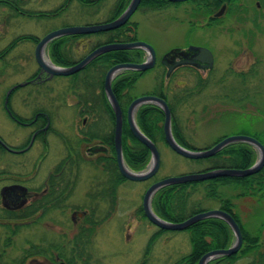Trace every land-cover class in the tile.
<instances>
[{
	"label": "rangeland",
	"instance_id": "374dc122",
	"mask_svg": "<svg viewBox=\"0 0 264 264\" xmlns=\"http://www.w3.org/2000/svg\"><path fill=\"white\" fill-rule=\"evenodd\" d=\"M240 1L243 6L250 4L261 16L262 20H259V26H256L261 30L257 32L253 26L252 33L254 31L257 34L253 33L252 37L250 33H243L251 29L250 25L244 21L235 24L228 17L222 18L217 29L199 30L196 34L188 36V29H196V24L202 20L188 15L192 7L189 2L166 4L164 8L159 9L139 6L129 17L130 22L136 23L135 38L151 45L156 53L155 58L158 59L156 67L144 71L137 78V82L130 89V94L136 97L151 94L157 90L160 80L165 81L162 89L171 102L174 118L177 119L180 126L178 129L185 141L183 146L187 149L202 150L212 147L222 137L233 135L253 137L255 133L264 144V0ZM255 1L260 2L257 8ZM64 2V0H0V52L22 34H32L41 39L49 31L65 26L106 22L113 15L117 0H99L91 5L76 0ZM16 6L26 11L18 13L13 8ZM249 38H252L251 43ZM94 39L95 37L80 38L73 42L71 44L74 50L73 60L85 55L86 47L80 46V43H83V40L90 43ZM198 40L206 43L214 52L212 68L197 72L194 68L181 67L166 78V68L160 65L162 64L160 56L173 48L197 44ZM14 44L15 46L5 54L4 60L0 61V138L4 143L16 146L26 143L31 129L16 125L8 116L3 107L4 95L11 86L23 83L33 75L38 64H35L33 54L35 43L17 41ZM146 56L144 55L143 59ZM46 57L50 60L47 53ZM198 76L204 79L201 87L197 84ZM183 80H187V84L177 86ZM68 81L66 77L55 76L45 84L52 88L50 93L55 97L70 85ZM39 90L36 83L17 88L7 104L13 114L23 116L24 119L31 117L38 107L35 93ZM64 98L60 103L61 119H57L52 125L64 135L67 142L68 133L76 131L77 135L80 132L83 116L74 113V117L71 118L72 108L67 107L66 103L74 107L77 99L74 96L68 98L67 95ZM172 128L176 131V127ZM62 142L64 143L63 139ZM63 143L61 144L58 138L56 140L55 137H51L47 149L43 150L36 140L23 156L0 150V174L4 177H27L32 180L29 181L31 187L41 185L46 175L53 170V166L68 154ZM157 146L160 166L151 179L142 182L127 179L121 182L116 187L112 207L110 197L102 201L96 200V205L100 209L96 210L92 217L96 220L102 219L105 214L107 217L95 226L92 242L85 251L88 254L75 256L74 259H78L75 264H173L183 255H187L190 250L189 233L184 230L159 232V227L141 214L143 192L154 179L162 180L165 177L203 172L211 163L204 158L191 160L181 156L170 150L164 142H159ZM255 151L257 160L259 151L257 149ZM87 156H90V159L86 165L79 162L69 171L75 174L76 184L62 209L50 213L36 212L30 220L25 218L22 221H7L4 219L5 211L0 206V253L4 252L3 259L21 257V250L30 248L32 243L44 245L50 250L63 242L70 247L72 236L77 232L76 225L80 223L83 215L88 214V212L83 214V210L91 207V200L86 194L91 190H98L97 184L105 176L100 165L90 164L97 156L92 154ZM4 183L7 184L6 181H1L0 187ZM202 189L199 186L191 193L188 204L194 206L199 202V207L204 211L219 209V202L207 199ZM224 193L231 195V190L225 189ZM233 202L235 206L232 210L237 213L246 230L258 233L257 228L264 223V193H259L256 197H236L233 198ZM72 214H75L73 215L75 222L71 218ZM5 225L10 228L19 226L17 234L13 235L9 244L3 242L5 238L10 237ZM260 233L264 248V228ZM152 237L154 240L149 243ZM53 252V256L50 253L47 255L34 253L24 259L25 264H53L50 258L59 264L62 259L56 255L55 250ZM242 263L243 259H240L237 264Z\"/></svg>",
	"mask_w": 264,
	"mask_h": 264
},
{
	"label": "trees",
	"instance_id": "16d2710c",
	"mask_svg": "<svg viewBox=\"0 0 264 264\" xmlns=\"http://www.w3.org/2000/svg\"><path fill=\"white\" fill-rule=\"evenodd\" d=\"M83 1V0H80ZM129 0H117L114 6L113 15L109 18L108 21L113 20L114 17L118 16L127 5ZM212 0H196L194 11L198 12L201 10V7L204 8V14H208L212 11L213 8H216L218 4L212 3ZM166 4H170L167 0H141L139 6H145L148 8H164ZM18 13H23L24 9L13 7ZM213 19V18H211ZM136 23L130 22L129 20L123 24V26L116 27L114 29L108 31H101L93 34H76V35H67L53 39L47 46L46 53L48 54L51 63H54L59 66H67L74 64L76 61L84 58L86 53L90 50H93L97 46L104 43H114V42H131L137 40L136 36ZM90 37H95L93 41L87 43L84 47H86L85 55L80 57L77 60H73V47L71 44L73 42H77V39H89ZM39 37L30 34H22L16 38H14L8 45L1 50L0 52V61L4 60L5 54L9 52V49L15 46V42L21 41H30L35 43L39 41ZM145 51L139 48L125 49V50H112L105 52L92 59V63L98 64H87L84 69H81L74 73V75H70L75 80V85L72 87V93L76 95L78 98L77 103L83 106V110L81 113H86L87 103H91V111L88 112L92 114L91 127L92 134L95 135L96 126L100 125L99 121L101 116L106 115V119L104 120L107 126V133L109 139L105 142L110 149V152L113 153V126H114V114L111 111V106L108 102H106V97L103 90V79L106 73V70L111 66H115L117 63H139L144 59ZM144 71H134V70H126L121 72L116 79L112 80V91L116 96V101L119 102L120 110L123 113V128L122 132V153L124 157V163L127 164L129 169L133 171H141L145 169L148 165V161L150 160V152L149 149L141 142H138L135 136L130 132L128 123L126 122V110L131 100L136 96H132L130 94V89L133 88L135 83L137 82V78L142 75ZM35 74V72H34ZM33 74V76H35ZM32 76V77H33ZM164 81L160 80L158 82V88L151 94L161 96V98L165 99V95L162 93ZM19 88L16 86L13 91L8 94V99L10 100L11 94ZM99 92V93H97ZM150 94V93H149ZM137 98V97H136ZM119 99V100H118ZM168 102V101H167ZM169 104V109H171V104ZM172 111V109H171ZM101 112V113H99ZM162 118H164L163 111L158 109V107L154 104H144L141 105L138 109H136L135 121L138 125L139 130L142 131L149 140L153 141L156 145L159 142H164L166 145V141H164V133L162 130ZM102 123V122H101ZM103 124V123H102ZM174 135V139L177 140L180 145H183L185 142L182 137L183 134L180 133L179 130L176 131L171 129ZM95 137V136H94ZM253 137L257 138L260 142H262L257 136L256 133L253 134ZM223 138V137H222ZM219 141V140H218ZM262 146H264L262 142ZM256 151L247 143H233L229 144L217 153H215L212 157H206L207 161L211 163V166L204 169H213V168H239L244 169L248 166L254 164L256 160ZM109 155L108 159H110L111 164L107 163L108 171L110 177L113 178L115 176V182L110 186L109 184L104 185L105 189L110 191V195L114 194L116 191V187L121 184V182L125 181L122 175L118 172L117 165L114 163V158ZM155 178V177H154ZM158 180L154 179L153 181ZM201 186L204 192V195L207 199L216 200L219 202V209L225 210L233 216V219L238 223L239 230L242 233V245L238 249V252L230 255V256H219L217 259L214 258L208 261V264H237L240 259H243L242 264H264V248H262L261 243V233L262 228H264V223L261 224L257 228L258 233L249 232L246 230V227L241 223L238 219L237 213H235L232 208H234L235 204L233 202V198L236 197H246V196H255L259 193H264V165L262 168L256 172L255 174L247 175L245 177H235L233 176H222L215 177L214 179H206L202 181H194L186 182L181 184H173L160 188L155 192L152 199V209L153 212L156 213L163 220H167L169 222H178L184 221L191 215H195V213L204 211L199 207V202L195 203L194 206L188 204V199L191 193L198 189ZM231 190V195H227L224 193V190ZM192 206V207H191ZM5 216L4 219L7 221H19L25 218L30 220L31 217L36 213L35 211H25V210H4ZM142 211V208H141ZM143 212V211H142ZM141 212V214H142ZM205 212V211H204ZM45 213V212H44ZM43 213V214H44ZM94 212L88 213L83 216L80 223L76 225L77 232L72 236L70 247L66 246L67 243L63 242L59 245H55L52 247L55 250L56 255L59 256L62 261L66 264H75L76 260L75 256H83L87 250V247L90 246L92 242V235L95 233L96 225L102 223V221L107 217L105 214L102 219L96 220L92 217ZM41 214V216H43ZM144 217L145 214H143ZM7 230L10 233L9 238H5L3 242L9 244L12 242L13 235L17 234L18 225H15L13 228H10L8 225ZM230 227L225 223V221L220 218L209 217L205 220H198L187 227L184 231L189 233V243L190 250L187 252V255H183L180 257L177 262H173V264H197V261L201 258V256L209 250L218 249V248H228L232 244V240L234 239L233 232L229 229ZM170 230H163L159 228V232H165ZM154 237L150 239L149 243H152ZM53 250H50L49 247H45L40 244H31L30 248H23L21 257H13L10 260H5L2 258L4 252L0 253V264H25L24 259L26 257L31 256L34 253H40V255H47L50 253L51 256L54 255ZM69 256V257H67ZM53 258H50L53 261V264H57Z\"/></svg>",
	"mask_w": 264,
	"mask_h": 264
},
{
	"label": "flooded vegetation",
	"instance_id": "af4514ba",
	"mask_svg": "<svg viewBox=\"0 0 264 264\" xmlns=\"http://www.w3.org/2000/svg\"><path fill=\"white\" fill-rule=\"evenodd\" d=\"M64 1L67 2L68 0H64ZM76 1L82 4L91 5L92 3H97V1L99 0H83V1L76 0ZM198 1H201V0H198ZM212 1H213L212 3L218 4V6L216 8H213L212 11L209 12L208 14H204L203 7H201V10L198 12L194 11L196 0L184 1V3L189 2V4L192 5L191 11L188 13V15L195 19L197 18H200V20L202 19L199 23L196 24L197 25L196 29L195 28L188 29V34H187L188 36H192L196 34L197 31L199 30L207 31L211 29H217V27H219L220 25V22L222 21V18L228 17V19L231 22H234L235 24L237 22L244 21V23H246L247 25H250L251 29H249L248 31H243V33H246V34L250 33L251 34L250 36L252 37V34L255 33L254 31L252 33V27L253 26L258 27L259 26L258 21L262 19H261V16L258 15L257 12H255V9L250 4L245 5L243 3L244 4L243 6L240 0H212ZM255 6L256 8L259 7L260 2L255 1ZM220 10H222V12H220ZM217 12H220L218 16L216 15ZM30 15L31 14H29V16ZM260 30L261 29L258 28L256 31L258 32ZM249 39H250L249 43H251L252 38H249ZM203 43L204 42H200L198 40L197 44H187L185 45V47H181L177 49L173 48L167 51L166 53H164L162 56H160V61L162 63L160 65L162 66L164 65V67L166 68L165 77L167 78V76H169L171 72L181 67L182 68L186 67L187 69L194 68L195 70H197V72L200 70H207V69L212 68V64H214V55H213L214 52L206 45V43L204 44ZM86 44H87L86 41L83 40V43L81 42L80 46L83 47ZM199 48H206L211 52L210 53L212 55L211 67L205 66V64L207 63L206 61H204L205 57L202 55V52L200 51ZM157 60L158 59L156 58V62ZM88 64H98V63H92V61H90ZM156 66L157 64L155 63L153 67L151 68H154ZM169 69H170V73H167ZM119 74L120 72H117L116 75H114L113 79H116V77H118ZM34 75L35 76L31 75L30 77H28L23 83V86L26 84L33 85V83H36V85H38V90L40 89L37 93H35L38 99V103H37L38 107L35 109L31 117L24 119L23 116L13 114V111L10 108L5 109L6 112L9 114L8 116L11 117V119L16 125L23 127L24 129L25 128L31 129V134H29V139L26 141L25 144L16 145V146H14V144L9 145L7 143H4L7 145L8 148H4L3 145L0 143V150L5 153L8 152V153H12L15 155L21 154L23 156L24 154H26L27 151H29V149H31V145L34 142L36 143V140L39 141L40 147H42V149L44 150V149H47V145L50 143V138L55 137L56 140L58 138V140L61 141V144L63 143L62 142V139H63L64 141L63 146L65 147V150L67 148L68 154L65 155V157H62V159L58 162V164L53 166L54 167L53 170L50 171L48 175H46V179L43 180V183L41 185L37 184L36 186L31 187V185H29V181H32V180H29V178L27 177H21V178L19 177L16 178V177H11V176L4 177L3 175L0 174V182L1 181L7 182V184L4 183L0 187V191H1L0 206L2 207L1 209L18 210V211L19 209H21V210H25L28 212L35 211L38 213L45 212V211L50 213L51 211H58L62 209V207L66 205L65 201L68 198H70V195L72 194V190H74V184H76L75 174L69 171H71V168L73 167V165L75 166L79 162H84L83 164L86 165L90 159L89 158L90 156L89 157L87 156L88 154L97 156L96 158L91 160L90 164L94 163L95 165H100V168L103 169V174L105 176L103 177L102 180H100V182H98L97 184L99 186L98 190H91L90 192H88V194H86V196L90 198L91 200V205H90L91 207H89L88 209H84L83 214H86L87 212L88 213L96 212V210H99L100 207L96 205V200L102 201L108 197H110L111 199V203H112L111 207H112L113 203L115 202V197H116L115 192L116 191L114 192V194L110 195V191L105 189L104 185L109 184L111 186L115 182V176H113L112 178L106 172L108 171L107 163L111 164L110 162L111 160L108 159L109 155H112L111 157L114 158L115 162H116V159H115V153H114L115 148H114L113 153H111L110 149H108V146L105 143L109 139V136L107 133L108 131L107 126L104 122V120L106 119V115H103L104 113L100 115L101 116V119L99 121L100 125L96 126V130L98 129L99 130L98 132H95V135L92 134L93 126L91 127L90 122L93 121L91 117L93 113L92 114L88 113L91 111V103L86 102L87 103L86 110L88 111H86V113H81V111L83 110V106L77 103L78 98L76 97V95H74V93H72L71 86L75 85V80L77 79H73V78L69 79L71 77L70 75L64 76L69 80L68 83L70 85H68L67 88L65 87V90L63 92L61 91V94H57L54 97V96H51L53 94L50 93L52 88L46 86L45 82L54 78L55 75L54 77L53 76L49 77V75L46 74L45 72H40L39 67L37 68ZM113 79H111V81ZM203 82H204V79L198 76V82H197L198 86L201 87L203 85ZM103 84H104V81H103ZM185 84H187V80H183L181 83H178L177 86L178 85L184 86ZM162 87H164V85ZM162 93L165 95L164 91H162ZM65 95H67L68 98L70 96H74V98L77 99V101H75L74 107H72L71 104L66 103L68 105L67 107H70V109L72 108L71 118H73L75 114H77L80 117L83 116L80 122V132H78L77 135H76V131H72L71 133H68L69 140L67 142L65 140L64 135H61L60 134L61 132L59 130H55L52 125V123L56 122L57 119H61L62 109L60 108V106L62 105L60 103L65 99L64 98ZM157 97H161V96H157ZM166 97L167 96L165 95V100L166 102L168 101L167 104L168 103L171 104V102ZM168 107H170L169 104H168ZM174 117L175 116L173 112L171 111L170 129H172V127H176L175 129L179 130L178 128H180V126L177 122V119H175ZM162 127H163V122H162ZM113 131H114V126H113ZM0 140L4 142L1 138ZM30 141H31V144L29 145ZM113 141H114V133H113ZM27 145L29 146L26 148ZM113 147H114V143H113ZM44 154L45 153H43V155ZM19 187H23V189ZM93 201L95 203H93ZM72 220L73 222H75L74 219Z\"/></svg>",
	"mask_w": 264,
	"mask_h": 264
},
{
	"label": "water",
	"instance_id": "95a60500",
	"mask_svg": "<svg viewBox=\"0 0 264 264\" xmlns=\"http://www.w3.org/2000/svg\"><path fill=\"white\" fill-rule=\"evenodd\" d=\"M171 2H176V1H183L184 0H168ZM140 0H130L127 6H125V9L121 14L116 16L113 21H108L102 23H97V24H91V25H82V26H65L62 27V29L58 28L55 30L49 31L47 34H45L39 41H37L35 50L33 51L36 64L40 67V72H45L46 74L49 75V77H54V75L57 76H67L70 74H73L74 72L81 70L86 66L90 60L96 58L97 56L104 54L105 52L112 51V50H125V49H132V48H139L143 49L146 53L145 60L140 63H117L115 66H111L109 69H107L105 78H104V84H103V92H105V96L107 97V102H109L112 112L114 113V148H115V159H116V164L119 170V174L125 177L126 179H129L130 181H140L142 182L143 180H147L150 177L156 173V170H158L159 165H160V154L159 151L157 150V146L155 143L151 140L148 139V137L140 131L138 128V125L136 123L135 119V110L138 109L139 106L143 104H148L152 103L157 105L158 108H160L163 113H164V118H163V133H164V140H166L167 144L170 147V150H174L175 152L181 154V156H185L187 158L192 159H203L205 157L213 156L215 153L223 149L224 146H227L229 144L233 143H247L250 144L253 148L257 149L259 151L258 159L252 164L251 166H248L244 169H239V168H213L209 169L203 172H195V173H189V174H183L178 175V176H172V177H165L162 178V180H156L150 184L147 189L143 192V201L141 202L142 204V209H143V214L146 215V217L149 219V221L154 225L158 226L159 228H162L163 230H185V228L189 227L193 223L195 224L196 221L206 219L209 217H214V218H220L221 220L225 221L227 225L230 227L229 229L232 230L235 239L234 243L226 248H218L217 250H210L207 251V253L203 254L199 261H197L198 264H208V260L218 258L219 256H230L236 252H238V249L242 245V233L241 230H239V225L236 223V221L233 219V216L228 213L225 210L221 209H211V210H206L205 212H199L195 213V215H191L190 217L186 218L185 221H178V222H169L167 220H163L160 218L156 213L153 212L152 206H151V201L153 198V195L155 194L156 191H158L160 188L162 189L165 186L172 185L173 184H183L186 182H192L193 181H204L206 179H214L215 177H224V176H233L235 177H245L247 175L255 174L258 172L261 168L262 165H264V146H262V143L257 140L256 138L252 136H247V135H233L224 137L223 139L219 140L216 142L212 147L204 148L202 150H190L180 144L174 139L172 130L170 129L171 127V111L168 109V104L166 101L160 97H157L155 95H141L138 96L137 98H134L131 100L127 111V120L126 122L128 123L129 130L132 132V134L135 136L138 142L143 143L149 150L150 155H151V160H149L150 164L147 167L146 170L143 171H133L130 170L129 167L127 166L126 163H124V157L122 153V126H123V114L120 111V106L118 101H116V96L113 91H111V79H113L114 75H116L117 72H122L126 70H135V71H145L148 68L152 67L155 64L156 56H155V50L154 48L151 47L148 43H144L143 41L136 40L131 41V42H112V43H105L104 45H100L93 50H91L88 54L84 56L81 60L77 61L74 63V65L70 66H57L54 63H51L49 60L48 63L45 60V49L47 45L49 44L48 42L52 41L55 38L66 36V35H75V34H89V33H96L100 31H108L111 29H114L116 27L123 26L128 19L129 16L133 15V12L136 10V6L139 5ZM222 12V10H220ZM220 12H217V16L219 15ZM192 48V47H191ZM200 51L202 52V55L205 57V60L207 64H205L206 67H211L212 64V55L210 54L211 52L206 49V48H199ZM171 69V68H170ZM170 69L168 70V73L170 72ZM18 85H22V83H19ZM23 86V85H22ZM13 88H10L8 92L5 94V101L3 106L6 107L7 104V95L10 93V91ZM0 143L3 145L4 148H8L4 142L0 140ZM31 144V141L29 145ZM27 145L26 148L29 146ZM22 188L23 187H19ZM60 264H65L64 262H60Z\"/></svg>",
	"mask_w": 264,
	"mask_h": 264
},
{
	"label": "bare ground",
	"instance_id": "6f19581e",
	"mask_svg": "<svg viewBox=\"0 0 264 264\" xmlns=\"http://www.w3.org/2000/svg\"><path fill=\"white\" fill-rule=\"evenodd\" d=\"M45 60H46V62L48 63V61H49V59L45 56ZM119 100V99H118Z\"/></svg>",
	"mask_w": 264,
	"mask_h": 264
}]
</instances>
